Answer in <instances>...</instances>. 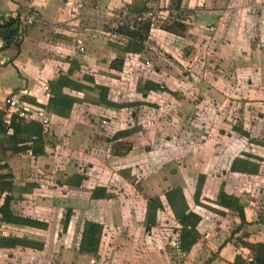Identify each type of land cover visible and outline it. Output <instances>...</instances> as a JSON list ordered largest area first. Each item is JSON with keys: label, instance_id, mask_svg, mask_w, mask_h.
I'll list each match as a JSON object with an SVG mask.
<instances>
[{"label": "crops", "instance_id": "crops-1", "mask_svg": "<svg viewBox=\"0 0 264 264\" xmlns=\"http://www.w3.org/2000/svg\"><path fill=\"white\" fill-rule=\"evenodd\" d=\"M65 1L0 0V22L18 18L23 28L20 39L6 46L0 60V79L3 71L14 76L0 83V110L10 94L30 103L43 102L41 85L50 86L59 74L70 72L69 78L86 86L63 88L75 98L67 116L46 108L52 130L43 134L44 155L12 153L0 133V173L10 174L15 186L9 193L11 213L46 224L44 228L0 220V237L41 244L35 248L0 246V264H47L50 257L42 254L47 247L43 233L51 224L62 225L60 216L55 220L49 214L63 207L71 209L67 229L75 221L76 204L87 214L81 221L79 240L85 220L102 226L95 254L77 248L79 254L91 256L90 264H123L124 259L134 264L140 257L142 262L152 257L153 264L158 260L238 264L237 257L247 264L256 245H264V0H181L180 9L174 0H149L152 8L145 5L147 0H73L70 5ZM143 6L149 9L146 17L151 21L148 37L140 52H124L119 46L127 38L115 29L123 21H132ZM28 16L35 19L27 22ZM174 20L185 24L183 33L161 28ZM78 36L84 37L83 53L77 51ZM114 59L123 60L120 69L111 65ZM182 69L189 74L181 75ZM145 82L164 90L145 89ZM95 85L106 87L107 99L120 107L99 103ZM189 85H195L199 98L194 108L201 106L192 112L216 117L217 123L211 125L216 135L204 136L186 154L174 146L161 149L163 145L153 143L160 140L156 118L167 111L173 118L168 119L170 129L180 128L179 118L189 114L190 95L176 94V89ZM177 95L186 103L180 104ZM231 117L239 119V124H235L237 119L229 123ZM146 140L152 143L149 149ZM52 147L60 152L58 158L62 150H72L77 163L72 172L65 170L66 156L59 169L52 163L41 165L45 155L54 151ZM103 150L105 158L97 159ZM167 153L173 158H164ZM22 156L30 161V171H44L45 178L37 181L32 172L22 178L21 169L27 163ZM155 162L164 164L162 169L145 173ZM63 173L65 180L60 184L57 176ZM79 179L80 184L76 183ZM83 189L89 196L80 193ZM46 190L55 193V204L46 198ZM220 193L230 196L232 204L223 205ZM5 194L0 193V207ZM70 199L72 204H66ZM150 201L160 206L148 212ZM188 212L198 215L199 221L194 243L182 250L177 242L173 244L181 227L175 213ZM157 229L173 237L163 242L156 236ZM107 230H126L129 237L117 241L104 235ZM129 230H137V236L130 237ZM112 241L122 249H109ZM133 244L139 246V258L129 256ZM164 245H169V251H164ZM105 249L108 253L103 257ZM78 259L71 255L68 263Z\"/></svg>", "mask_w": 264, "mask_h": 264}, {"label": "trees", "instance_id": "trees-1", "mask_svg": "<svg viewBox=\"0 0 264 264\" xmlns=\"http://www.w3.org/2000/svg\"><path fill=\"white\" fill-rule=\"evenodd\" d=\"M174 6L177 9H180L181 0H174ZM149 12V9L143 6L138 11V15L132 19V23L118 25L115 29L116 33H120L121 35L127 38V42L124 46H119L120 49L124 52H140L144 46V42L148 37V33L151 26V21L146 17V14ZM21 26V22L18 18H8L0 25V35L6 41L7 45L17 42L16 39L19 35V29ZM161 28L175 33H183L186 29L185 24L180 22L179 20H174L171 23H163ZM123 60L114 59L111 61L112 66H118L120 69ZM70 72L66 74H59L57 79L50 84L52 95L48 99L47 106L50 111L60 116H67L72 104L75 101L73 96L65 93L63 88L66 89H77L82 90L86 86L77 83L75 80L69 78ZM145 89H159L164 90L163 87L158 84H153L150 82H145ZM94 88L98 90L99 103L105 106H115L120 107L119 105H114L107 99V88L100 85H95ZM0 133L6 135V145L9 150L14 153H25L29 152L33 157L44 155V140L42 127L38 122L31 121L25 122L21 118H18L16 115H12L10 123L6 124L3 119L0 117ZM117 136L115 134L113 137ZM3 167V166H1ZM12 176L10 174H1L0 173V193L6 192L3 204L0 207V220L11 222V223H19L25 224L33 227H46V224L34 219L23 218L17 215H14L10 211V201L12 200V196L9 195L10 192L14 189V184L11 180ZM78 184L81 183L80 179ZM94 195H97V191L95 190ZM104 195V194H102ZM169 199V198H168ZM171 200V199H169ZM219 201L225 205L229 206L232 204V198L223 193L219 195ZM157 206H160V203H152L151 201L148 203V212L152 208L156 209ZM71 209H67L65 215L62 219L63 230L66 229L70 215ZM178 223L181 225L180 230L176 236V247H180L182 250L189 249L196 239L195 227L197 222L199 221V216L188 212L181 213L180 215L175 213ZM240 216L243 218L242 213ZM243 221V219H242ZM102 226L100 223L90 220H85L83 222V227L80 234V240L78 244V249L80 252L95 254L97 252V248L99 245L100 234H101ZM13 245H21L28 247H40L41 244L35 241L26 240L24 238H8V237H0V246H13ZM256 253L253 254L252 260L247 264H264V245H256ZM236 262L238 264H242L243 261L236 257Z\"/></svg>", "mask_w": 264, "mask_h": 264}, {"label": "rangeland", "instance_id": "rangeland-1", "mask_svg": "<svg viewBox=\"0 0 264 264\" xmlns=\"http://www.w3.org/2000/svg\"><path fill=\"white\" fill-rule=\"evenodd\" d=\"M91 1H93V0H84V2H88V3L89 2L91 3ZM153 1H155V0H153ZM86 6H87V4H86ZM156 20L158 21L159 19H156ZM131 23H132V21H123L122 24H129L130 25ZM158 23H161V21H159ZM107 28H108V26H107ZM84 47H86V46H84ZM3 72H4V75H2V77L0 79V83H6L7 81L11 80L12 78L14 79V76L8 75L7 73H5V71H3ZM179 72H180L181 75L182 74H189V71H184V69H182ZM193 88H194V90H193ZM194 91L197 92V90L195 88V85H193V86H191V85H189V86H179V87L177 86L176 94H183V92H186L188 95H190V97H188L190 99L187 102V103H189L187 105L190 106V110L188 112L189 114L187 116L185 115L184 117L181 116L179 118V119L182 120V123H183V125L180 128L176 127V128H174L172 130L170 129V125H168V119H171L172 117H170L168 115L167 111H164L166 114L163 113L162 116H160V117L157 116L156 124H157V126L159 128V131H158L159 133L156 134V135H158L160 137L159 138L160 140H156L153 143H157L159 145H163L164 147L161 148V149H167V148L171 149L174 146L175 147V149L173 148L174 150H176V151L178 150L179 153H181V152L184 153L185 152V154H186V151L191 148L190 146H192L193 143H199V141L204 139V136H208V134H209L210 137H211V135H213V136L216 135V132H214V133L212 132V127H214V126H211V125H215L217 123V120H216L217 118L213 117V116H205V115L204 116H200L201 115L200 111L197 113L198 109H200L201 106L197 107L198 109L194 108V105L199 103L198 95H196V93ZM181 96L182 95H177V99H178L180 104H185L186 102L184 101V98H182ZM132 107H133L132 110H136V108L134 106H132ZM195 109L197 110V111H195L196 113L192 112ZM0 111H2V110H0ZM132 112H134V111H132ZM0 117L3 119L1 112H0ZM113 119H118V118L114 117ZM236 119L237 118H235V117L229 118V123L234 124V122H236L235 121ZM125 120L129 121L130 120V115H127ZM237 121L238 122H236L235 124H239V122H240L239 119H237ZM103 122H104V120L102 118L101 123H103ZM168 127H169V129H168ZM179 129H181V130H179ZM207 129L209 130L208 133L205 131ZM178 130H179V132L177 133ZM141 135L142 134H138L139 137ZM1 138H3L4 141H5L6 135L1 134ZM167 138H168V141H165L164 139H167ZM48 142H50V141H48ZM5 144H6V141H5ZM146 144H149V145H146L147 149L152 147L151 141H147L146 140ZM123 147H125V146H123ZM159 147H162V146H158L157 148L159 149ZM51 150H54V151L45 155V157L42 160L43 163H41V165L42 166H46V165L48 166V164L52 163V164H55L57 169H59L60 165H61V162L63 163V161L65 160V156H66V160L67 161H64V162H67L65 170L69 171V172H72V170L74 169V166L77 165V163L75 161V157H73V155H72V153H73L72 150H69V149H66V151L62 150V158H58L61 154H60V152H55V150H57V149L52 147ZM165 151L168 152L167 150H165ZM103 154H104V150L101 151L98 155H96V158L99 159V160H103L105 158ZM26 157H24V156L20 157V158H22L23 162H25V163L27 162L25 166H22L21 177L25 179V175L26 176L27 175L30 176V172H32L34 174L33 176H36L35 178H37L36 179L37 181H38V179L45 178L44 175H46V173H44V171L42 173L39 172V171L36 172V171L33 170V167H32L33 171H30V166H29L30 165L29 164L30 161H26L25 160V159H27ZM164 158H173V156L170 155L169 153H167L166 155H164ZM58 159L60 160V162L58 161ZM76 159L78 160V158H76ZM31 164H36V163H31ZM39 165H40V163H39ZM163 165L164 164H161V163L158 164L157 162H155V164L153 166L147 168L144 172L145 173H149V172H152V171H157L158 169H162ZM55 166L53 165V167H55ZM45 169L48 170V168H45ZM139 173L140 172H136L135 175L139 176ZM65 175H66V173H63V174H60L59 176H57V178L59 177V180L58 179L57 180L60 182V184L62 183L61 181L65 180L64 177H63ZM35 178H33V180H34V182H37V181H35ZM22 181H23V179H22ZM54 181L56 182V177H55ZM95 181H97V180H95ZM86 184H88V183H86ZM43 185H44V187H46L44 182H43ZM92 185H94V184H92ZM41 186H42V184L39 186V188H41ZM59 190L60 189H58V191ZM71 192H68L70 194V195H68L69 197L72 196ZM45 193H48V196L46 198H49L55 204V202H56L55 193L54 192L53 193L48 192L47 190L45 191ZM80 193H85L87 196H89V192H86L84 189L81 190ZM39 196H41V197L43 196V195H41V192H40ZM83 196H84V194H83ZM73 197H76V194L73 195ZM66 201H67L66 204H72L71 203L72 202L71 199H70V201H68V200H66ZM88 202H89V200H88ZM83 204L84 203L82 202L81 205H83ZM75 207L77 209V211L73 212L74 213L73 215H75L74 216L75 221L73 223H71V224L69 223L68 228L66 230H63L62 229V225L59 224V222H57L55 225L51 224V228L49 230H47L45 233H43L44 237L47 240V247L44 249L45 251H43L42 254L43 255H47L48 258L50 257L49 260L47 261V264H90L89 257H91V256L84 255V254H79L77 252L81 221L84 218V216H87V214H86V212L83 211L84 209L81 208L79 204L78 205L76 204ZM66 208L67 207H63L64 211L63 210L61 211L59 209L58 212H54L52 214H49V217L55 218V220H57L58 219L57 216L58 217L60 216L59 221L62 222V219H63V217L65 215V211H66L65 209ZM110 231L111 230H107V234L105 233L104 235H110V237L113 236L112 239L116 238L117 241H119L120 238H128L129 237L127 235V231L126 230L125 231H123V230H115L114 232H112V231L110 232ZM136 231L137 230H129L130 237L137 236L136 233H135ZM156 233H157V235L156 234H154V235L163 238L162 239L163 242L164 241L168 242L169 239L173 237V236L172 237L169 236L170 233H168V231L165 232V231H161L160 229H157ZM144 236H145V234H144ZM114 244L115 243L112 241L111 245H109V249H110V247H112L115 250H121L122 249V247L118 246L117 243L115 245ZM119 244H120V242H119ZM124 246L128 247L129 244H124ZM102 247H103L102 249H104V246H102ZM138 247H139L138 245H134V244H133V246L131 245L130 249H132V250L130 251V254H129L130 258H133V259L134 258H139V256H138L139 252H137V250L139 251ZM168 247H169V245H167V246L164 245L163 246L165 252L169 251ZM123 249H125V248H123ZM65 252H69V254H70V255H68L69 257H71V255H74V258L78 259L80 257V259L73 260L71 263H68V258L69 257H67V256L65 257L62 254V253H65ZM106 253H108L107 250L105 251V253L103 252L102 256L104 257L106 255ZM135 255H136V257H134ZM32 257H33L31 259L32 262H35L36 258H34V256H32ZM93 257H96V256H93ZM38 258H39V256L37 257V259ZM52 259H54V261H52ZM124 261H123V264H125L126 262H128V264H129L131 262V261H129V259H128V261L126 259H124ZM154 262H156V261L152 260V257H147L146 259H144L143 262H142V259L140 257V261L139 262L135 261L134 264H136V263H138V264H141V263H143V264H153ZM97 263L101 264L102 262L99 261ZM97 263H93V264H97ZM103 263H104V261H103ZM157 263L158 264H160V263L161 264H165V263L166 264H170L169 261L165 262V261H161V260H158ZM38 264H40V263H38Z\"/></svg>", "mask_w": 264, "mask_h": 264}, {"label": "built area", "instance_id": "built-area-1", "mask_svg": "<svg viewBox=\"0 0 264 264\" xmlns=\"http://www.w3.org/2000/svg\"><path fill=\"white\" fill-rule=\"evenodd\" d=\"M66 4H72L73 0H66ZM145 5L149 8H152V4L149 0L145 2ZM34 16H28L27 22H31L34 20ZM2 22H0V25ZM21 35H18L17 39H20ZM76 45H77V51L79 53H83L85 51V44H84V37L78 36L76 38ZM7 46L6 41L2 38L0 35V60L2 59L3 51L5 50ZM42 95L44 98L43 102L36 103H30L24 99L21 98V96L18 95H7L3 99V107H2V117L3 121L6 124L10 123L12 115H16L18 118H21L25 122H31L35 121L38 122L42 127V133L44 135H49L52 130V123L50 119V114L48 110L46 109L48 99L51 97V88L47 83H43L41 85ZM30 155V151L28 152ZM173 242V244H175ZM252 258H249V261H251Z\"/></svg>", "mask_w": 264, "mask_h": 264}, {"label": "water", "instance_id": "water-1", "mask_svg": "<svg viewBox=\"0 0 264 264\" xmlns=\"http://www.w3.org/2000/svg\"><path fill=\"white\" fill-rule=\"evenodd\" d=\"M20 29L22 30L23 28L21 27Z\"/></svg>", "mask_w": 264, "mask_h": 264}]
</instances>
